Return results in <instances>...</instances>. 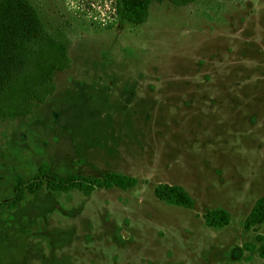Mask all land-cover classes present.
I'll return each mask as SVG.
<instances>
[{"label":"rangeland","instance_id":"rangeland-1","mask_svg":"<svg viewBox=\"0 0 264 264\" xmlns=\"http://www.w3.org/2000/svg\"><path fill=\"white\" fill-rule=\"evenodd\" d=\"M22 5L31 40L65 36L71 63L32 115L0 125V264H264L262 227L243 229L264 194V0L155 3L140 25L114 0ZM42 162L136 184L42 189L9 209L14 177ZM161 183L193 208L158 200ZM214 208L228 225H207Z\"/></svg>","mask_w":264,"mask_h":264},{"label":"trees","instance_id":"trees-1","mask_svg":"<svg viewBox=\"0 0 264 264\" xmlns=\"http://www.w3.org/2000/svg\"><path fill=\"white\" fill-rule=\"evenodd\" d=\"M118 20L131 25H140L148 17L150 7L155 3L169 2L184 6L194 0H114ZM22 0H0V125L15 118H25L45 102L55 91L54 78L58 72L70 67L68 39L59 35L54 38L31 40V31L23 24ZM31 17L27 15L24 16ZM35 26L37 19L34 18ZM24 26L27 28H24ZM33 39V38H32ZM136 179L116 172H105L101 177L69 174L59 177L49 172V166L42 162L28 179L16 175L13 179L14 197L6 206L15 209L27 195H35L42 189L48 192L68 193L77 190L88 196L95 189L121 190L132 188ZM154 196L168 204L192 209L194 201L179 185L157 184ZM2 205L0 204V207ZM209 227L220 229L228 225L230 216L222 208H214L203 214ZM262 227L264 234V194L253 203L243 222V229L256 231ZM260 244L258 254L264 258L263 235L257 234ZM248 250L249 247L245 245Z\"/></svg>","mask_w":264,"mask_h":264}]
</instances>
